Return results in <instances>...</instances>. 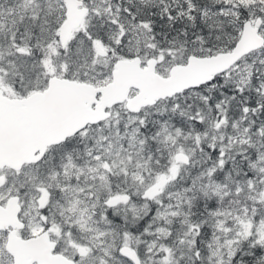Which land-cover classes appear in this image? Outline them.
Listing matches in <instances>:
<instances>
[{
	"label": "snow or ice",
	"instance_id": "6c2138e0",
	"mask_svg": "<svg viewBox=\"0 0 264 264\" xmlns=\"http://www.w3.org/2000/svg\"><path fill=\"white\" fill-rule=\"evenodd\" d=\"M0 264H264V0H0Z\"/></svg>",
	"mask_w": 264,
	"mask_h": 264
}]
</instances>
